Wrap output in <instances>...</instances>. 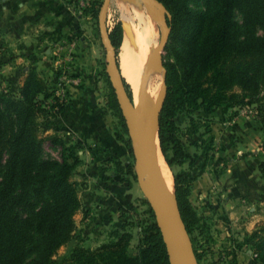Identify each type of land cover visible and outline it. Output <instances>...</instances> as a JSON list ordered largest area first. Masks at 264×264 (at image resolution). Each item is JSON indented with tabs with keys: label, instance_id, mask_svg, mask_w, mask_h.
I'll return each instance as SVG.
<instances>
[{
	"label": "trees",
	"instance_id": "trees-1",
	"mask_svg": "<svg viewBox=\"0 0 264 264\" xmlns=\"http://www.w3.org/2000/svg\"><path fill=\"white\" fill-rule=\"evenodd\" d=\"M158 1L171 27L162 63L166 94L158 114V139L172 167L185 157L177 135L176 117L181 112L210 114L218 108L256 104L264 129V34L257 32L259 28L264 31V0ZM91 2L89 10L100 11L103 1ZM194 2L200 8L194 9ZM109 36L118 54L124 39L121 21ZM123 84L132 100L131 86L124 77ZM51 96L54 92L35 69L18 95L0 90V264H172L152 209L154 220L143 231L134 255L128 252L126 235L97 248L81 244L75 215L82 201L79 183L73 179L80 159L75 147L57 134L50 138L61 146L62 157L46 158L44 138L39 134V112ZM55 98L50 109L62 111L65 102ZM117 137L133 152L130 139ZM259 170L264 179V160ZM128 172L133 173L132 165ZM184 183L185 177L174 175L179 212L192 236L199 218ZM255 238L257 259L264 264V225L248 239ZM73 240L76 244L60 255L59 250ZM195 255L200 262L202 254L197 249ZM236 259L233 255L232 264H238Z\"/></svg>",
	"mask_w": 264,
	"mask_h": 264
},
{
	"label": "rangeland",
	"instance_id": "rangeland-1",
	"mask_svg": "<svg viewBox=\"0 0 264 264\" xmlns=\"http://www.w3.org/2000/svg\"><path fill=\"white\" fill-rule=\"evenodd\" d=\"M72 1L80 7L79 0ZM91 1H87L88 4L85 8H82L83 11L91 7ZM192 6L197 9L201 5L194 2ZM154 8L162 17V22L159 23L157 28L159 42L166 29L167 12L158 9L157 5H154ZM238 17L241 20L242 16L240 14ZM118 21H121L122 25L124 24L120 2L119 0H110L105 18L108 31ZM92 23L97 29L98 41L102 47L98 54L99 57L97 56L99 58L97 61L99 65L97 75L100 73L105 79L102 86L103 93L106 95L109 107L116 117L114 120L116 134L130 139L133 152L118 155L107 151H91L85 146L68 144L75 147L80 159V163L73 174V179L79 183L78 193L82 201V206L75 215V221L77 232L83 239L81 243L83 246L97 248L104 243L117 240L122 235H126L129 240L128 252L134 255L140 249V239L143 231L149 225L150 220L154 219L149 212L151 206L147 194L140 184V176L136 170L134 144L129 136L124 116L112 86L111 76L113 72L109 68L108 50L101 36L99 11L94 12ZM257 32L264 34V31L260 28ZM123 42L118 53L121 64ZM162 53L164 59L166 56L165 49ZM15 58H19V63L27 65V70L16 71V73L13 69L8 71V68L6 69L4 66L10 62L9 58H0V90L18 95L29 72L35 69L39 73L47 88L55 94L45 102L43 106L45 108L39 112L37 119L39 134L44 138V155L46 158L61 159V146L54 144L50 138L53 134L59 135L51 130L52 128L56 129V119L61 111L51 110L50 105L55 103V97L58 98L59 103H66L70 95L68 84L79 82L78 74L74 73L76 69V67L73 68L74 60L69 54L58 52L51 60L46 61V66L42 69L38 68V56L23 55L12 59ZM10 64L13 63L10 62ZM14 64L12 67L16 68V61ZM249 121L255 122L257 126L260 123L262 132L257 129V133H260L258 134L259 137H253L255 140L248 148L246 146L248 144L244 140L245 137L239 132V129L248 126ZM176 122L178 125L177 135L183 144L185 157L181 163H175L169 168H171L173 177L174 175L185 177L183 187L187 190V197L199 218L192 236L187 234L191 249L194 252L197 249L202 254L199 263L232 264L233 255L238 257V252L246 246L251 251L248 255L251 261L254 264H261L255 251L256 238L248 239L256 229L264 225V198L263 195H257L258 190L256 189L258 177L262 178L259 164L264 159V129L259 117L258 106L256 104H244L227 110L218 108L210 114H206L202 110L190 113L181 112L177 115ZM214 122L215 126L213 125ZM81 149H84V153L87 154L90 150L92 157L98 153L102 154L99 158V165L107 170L109 174L106 175L110 177L109 179L115 177L113 180L116 184H126L129 187L130 202L117 206L118 211L113 213V221L108 222V217H104L106 222L102 224L97 221V217L91 213V210L87 212L85 195L83 196L82 192L91 173L86 170V161L88 162L86 159L89 157L86 156L83 159L82 153H80ZM168 155H173L171 149L168 151ZM90 161H92V158ZM128 165L133 167L132 174L128 172ZM250 191L255 192V196H251ZM247 192L249 195L246 194ZM222 231L229 233L224 237L227 239V244L223 242V246H218V239H222V236H224ZM75 244L76 241H70L59 250V254L66 253ZM236 260L238 263V259Z\"/></svg>",
	"mask_w": 264,
	"mask_h": 264
},
{
	"label": "crops",
	"instance_id": "crops-1",
	"mask_svg": "<svg viewBox=\"0 0 264 264\" xmlns=\"http://www.w3.org/2000/svg\"><path fill=\"white\" fill-rule=\"evenodd\" d=\"M86 10L83 11L72 0H0V58H9L13 64L9 62L4 67L16 73L27 70V65L13 57L38 56V68L43 69L46 61L51 60L56 53L69 54L74 60V73L78 74L79 82L68 84L70 95L56 119V129L52 128L51 131L62 135L66 144L85 146L96 152L126 155L129 153L128 147L117 137L116 117L103 93L105 79L100 73L97 75L98 54L102 47L97 29L92 23L94 13ZM15 61L16 68L12 67ZM118 62L122 71L119 54ZM257 129L262 132L260 123L257 126L251 121L248 126L239 129L248 148L255 140L253 137H259ZM90 150L88 154L84 153V149L80 150L83 159L89 157L86 159V170L91 173L82 195H85L87 212L91 210L97 221L104 224V217H108V222L113 221L117 206L130 202L129 187L116 184L113 180L115 177L105 178L103 175L109 173L99 165L102 154H94L92 157ZM257 185V195L261 196L264 194V179L260 176ZM246 194L249 195L248 192ZM250 195L255 196V192L250 191ZM226 234L229 233L226 231L222 239ZM222 239H218V246H223V242L227 244V239ZM238 253V264H254L248 256L251 251L246 246Z\"/></svg>",
	"mask_w": 264,
	"mask_h": 264
},
{
	"label": "bare ground",
	"instance_id": "bare-ground-1",
	"mask_svg": "<svg viewBox=\"0 0 264 264\" xmlns=\"http://www.w3.org/2000/svg\"><path fill=\"white\" fill-rule=\"evenodd\" d=\"M119 2L124 19L122 73L131 86V103L134 107L136 128L142 130L146 146L154 160L153 168L147 162H144V166L148 170H153L158 189L156 197L158 209L161 213L176 215L178 208L174 177L161 152L158 139V112L165 95L164 69L158 64L148 66L151 55L159 43L157 28L162 22V17L151 0H119ZM144 80L146 81L145 99L141 92ZM144 183L149 189L147 177ZM169 227L170 224L167 223L163 229L167 230ZM181 240L182 250L188 253L190 243L184 231ZM171 257L172 264H184L176 260L173 255Z\"/></svg>",
	"mask_w": 264,
	"mask_h": 264
},
{
	"label": "water",
	"instance_id": "water-1",
	"mask_svg": "<svg viewBox=\"0 0 264 264\" xmlns=\"http://www.w3.org/2000/svg\"><path fill=\"white\" fill-rule=\"evenodd\" d=\"M151 1L155 5H157L158 8L165 10L162 2L158 0H151ZM109 2L110 0H104L101 5L100 11H99V25L101 28V36L103 38L104 45L106 49L108 50V59H107L108 65H109V68L113 72V75L111 76L112 86L114 88L122 114L124 116L129 136L134 144L135 165H136L137 173L140 176V184L143 190L145 191V193L147 194L151 209L156 218V222L158 226L160 227L163 237L167 243L170 256L173 255V257L176 260L184 264H200L198 259L196 258L195 252L191 249V247L188 253H185L182 250V240H181L182 232L184 231L186 236L188 233L185 229V225L183 223L181 214L179 212L178 205H177L178 212L176 215L174 214L169 215L166 212L161 213L157 207L156 197L158 194V189L154 181L153 170L152 169L148 170L144 166V162H147L150 165V167L153 168L154 160H153V157L148 147L146 146L145 138H144V134L142 130L136 128L134 107L132 106L131 98L127 94L126 89L124 87L123 75H122V71L120 69L119 62H118V54H117L116 48L111 42L109 31L105 25V18H106V14H107L108 7H109ZM170 33H171V27L166 23V29L164 31V34L159 40L158 46L156 47V49L153 51L151 55V58L148 64L149 67H152L157 64L163 67V64H162L163 63V53L162 52L166 48L167 42L170 37ZM164 73H165V69H164ZM164 82H165V76H164ZM141 92L144 97L143 99H145V93H146V81L145 80L142 82ZM165 94H166V90H165ZM164 98H165V95H164ZM162 104L159 109V112L162 108ZM145 177L148 178L149 189L146 188V185L144 183ZM167 223L170 224V227L169 229L164 230L163 226H165Z\"/></svg>",
	"mask_w": 264,
	"mask_h": 264
},
{
	"label": "built area",
	"instance_id": "built-area-1",
	"mask_svg": "<svg viewBox=\"0 0 264 264\" xmlns=\"http://www.w3.org/2000/svg\"><path fill=\"white\" fill-rule=\"evenodd\" d=\"M87 1L88 0H79V6L81 9L85 8L87 6V4H88Z\"/></svg>",
	"mask_w": 264,
	"mask_h": 264
}]
</instances>
